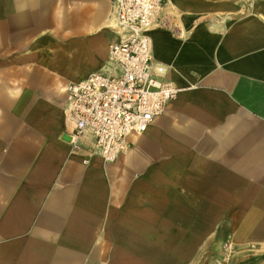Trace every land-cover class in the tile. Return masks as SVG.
I'll list each match as a JSON object with an SVG mask.
<instances>
[{
    "label": "crops",
    "instance_id": "crops-1",
    "mask_svg": "<svg viewBox=\"0 0 264 264\" xmlns=\"http://www.w3.org/2000/svg\"><path fill=\"white\" fill-rule=\"evenodd\" d=\"M151 36L180 90L108 163L66 88L109 70L111 0H0V264H264V0H167Z\"/></svg>",
    "mask_w": 264,
    "mask_h": 264
},
{
    "label": "built area",
    "instance_id": "built-area-1",
    "mask_svg": "<svg viewBox=\"0 0 264 264\" xmlns=\"http://www.w3.org/2000/svg\"><path fill=\"white\" fill-rule=\"evenodd\" d=\"M167 0H111V25L119 40L110 47V68L68 84L71 142L91 137L95 151L112 163L127 152L130 137L162 115L179 88L153 61L151 31Z\"/></svg>",
    "mask_w": 264,
    "mask_h": 264
},
{
    "label": "rangeland",
    "instance_id": "rangeland-1",
    "mask_svg": "<svg viewBox=\"0 0 264 264\" xmlns=\"http://www.w3.org/2000/svg\"><path fill=\"white\" fill-rule=\"evenodd\" d=\"M223 249L227 252H224L223 254H221V257L214 259L213 264H234L235 257L238 254L234 253L235 250L234 248L231 247V243H229L228 241L224 242ZM258 260H261V259H258ZM252 263L253 261H251V263H249V261H246V263L244 262L243 264H252Z\"/></svg>",
    "mask_w": 264,
    "mask_h": 264
}]
</instances>
